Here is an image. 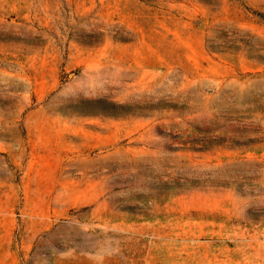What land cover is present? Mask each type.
<instances>
[{
  "label": "rangeland",
  "instance_id": "374dc122",
  "mask_svg": "<svg viewBox=\"0 0 264 264\" xmlns=\"http://www.w3.org/2000/svg\"><path fill=\"white\" fill-rule=\"evenodd\" d=\"M0 264H264V0H0Z\"/></svg>",
  "mask_w": 264,
  "mask_h": 264
},
{
  "label": "trees",
  "instance_id": "16d2710c",
  "mask_svg": "<svg viewBox=\"0 0 264 264\" xmlns=\"http://www.w3.org/2000/svg\"><path fill=\"white\" fill-rule=\"evenodd\" d=\"M71 110L86 113H100L104 115L116 116L125 113H132V110L128 109L130 106L127 102H119L107 99L105 97H88L79 98L72 102H68Z\"/></svg>",
  "mask_w": 264,
  "mask_h": 264
}]
</instances>
